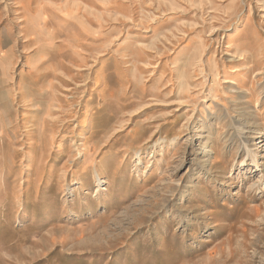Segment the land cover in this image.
<instances>
[{
    "label": "rangeland",
    "instance_id": "1",
    "mask_svg": "<svg viewBox=\"0 0 264 264\" xmlns=\"http://www.w3.org/2000/svg\"><path fill=\"white\" fill-rule=\"evenodd\" d=\"M0 14V264H264V0Z\"/></svg>",
    "mask_w": 264,
    "mask_h": 264
},
{
    "label": "bare ground",
    "instance_id": "2",
    "mask_svg": "<svg viewBox=\"0 0 264 264\" xmlns=\"http://www.w3.org/2000/svg\"><path fill=\"white\" fill-rule=\"evenodd\" d=\"M236 132H237V134L239 135V137H238V135H236V136H234L232 139L239 138L240 140H242V129H241V128H238ZM237 148H238V147H237ZM247 152H248V150H247ZM254 164H255L256 167H258V164H257V163H254ZM254 164H253V165H254ZM100 180H101V179H100L99 175H98L97 173H95V181L97 182V185H98V186H100V183H101Z\"/></svg>",
    "mask_w": 264,
    "mask_h": 264
},
{
    "label": "crops",
    "instance_id": "3",
    "mask_svg": "<svg viewBox=\"0 0 264 264\" xmlns=\"http://www.w3.org/2000/svg\"><path fill=\"white\" fill-rule=\"evenodd\" d=\"M1 19H2V15L0 14V20ZM3 62H4V60L3 59L2 60L0 59V64L3 63Z\"/></svg>",
    "mask_w": 264,
    "mask_h": 264
}]
</instances>
